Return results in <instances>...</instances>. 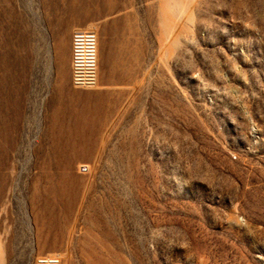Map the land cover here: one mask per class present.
I'll list each match as a JSON object with an SVG mask.
<instances>
[{"label": "rangeland", "instance_id": "1", "mask_svg": "<svg viewBox=\"0 0 264 264\" xmlns=\"http://www.w3.org/2000/svg\"><path fill=\"white\" fill-rule=\"evenodd\" d=\"M228 5L0 0V264H264V18Z\"/></svg>", "mask_w": 264, "mask_h": 264}, {"label": "built area", "instance_id": "2", "mask_svg": "<svg viewBox=\"0 0 264 264\" xmlns=\"http://www.w3.org/2000/svg\"><path fill=\"white\" fill-rule=\"evenodd\" d=\"M94 33L77 31L73 35L72 46V84L78 89H93L97 85L96 70L93 65L87 64L81 57V47L88 46L93 40ZM34 264H61L54 256H42Z\"/></svg>", "mask_w": 264, "mask_h": 264}, {"label": "crops", "instance_id": "3", "mask_svg": "<svg viewBox=\"0 0 264 264\" xmlns=\"http://www.w3.org/2000/svg\"><path fill=\"white\" fill-rule=\"evenodd\" d=\"M229 5L228 9L231 12V16L233 18L240 17L241 15L245 16L246 13L252 12L254 15L258 16L259 18H264V0H228ZM54 56L51 58L52 65L54 64ZM52 82H55L52 79ZM67 84L70 83V77H68L64 81ZM41 243V241H40ZM22 246L19 244L18 247H14V251H18L20 254L22 253ZM41 253V244L37 245V239L35 238L33 242L28 243L26 247V264H34L35 259ZM15 257H12L14 261ZM22 257H18L19 264H22L21 261ZM6 263V262H4ZM11 263V261H10Z\"/></svg>", "mask_w": 264, "mask_h": 264}, {"label": "bare ground", "instance_id": "4", "mask_svg": "<svg viewBox=\"0 0 264 264\" xmlns=\"http://www.w3.org/2000/svg\"><path fill=\"white\" fill-rule=\"evenodd\" d=\"M81 57L87 64L93 65L97 71V66L101 60V55L99 52L97 44V35L94 33L93 40L86 46V44L81 47Z\"/></svg>", "mask_w": 264, "mask_h": 264}]
</instances>
